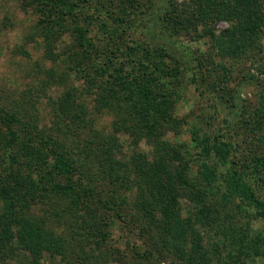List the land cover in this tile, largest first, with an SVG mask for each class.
<instances>
[{"label":"trees","instance_id":"trees-1","mask_svg":"<svg viewBox=\"0 0 264 264\" xmlns=\"http://www.w3.org/2000/svg\"><path fill=\"white\" fill-rule=\"evenodd\" d=\"M21 5L37 16L30 37L45 44L48 83L71 86L49 105L62 137L33 132L19 108L0 105V264H41L45 254L65 264H264V236L241 223L264 220V95L245 105L240 89L211 85L225 125L216 131L175 111L189 86L204 98L207 66L218 68L217 83L230 82L224 61L259 64L264 76V0ZM182 38L205 39L208 49ZM256 79L248 69L240 82ZM92 114L111 117L98 142ZM71 121L97 135L82 139ZM120 133L145 140L152 159L139 150L118 156ZM49 202L52 228L33 209Z\"/></svg>","mask_w":264,"mask_h":264},{"label":"rangeland","instance_id":"rangeland-1","mask_svg":"<svg viewBox=\"0 0 264 264\" xmlns=\"http://www.w3.org/2000/svg\"><path fill=\"white\" fill-rule=\"evenodd\" d=\"M36 17L32 9H24L22 7L21 0H0V105L7 110L19 108V115L29 122L33 132L40 129L44 133L53 134L55 132L58 137H62V131L53 130L54 124L52 125L50 117L54 116V108H50L49 105L51 102L57 104L59 95L68 85L71 86V83L55 85L48 83L43 71H41L52 66V63L44 59L45 44L38 38L35 39L33 34L32 38L30 37L32 33L31 27L34 26ZM223 27L224 24H220L218 28ZM182 41L185 45L202 53H205L208 49V43L205 39L196 42L182 38ZM56 53H59L57 49L53 51L52 57H56ZM224 64L227 71L225 75L229 77L230 82L225 84L214 81L213 74L218 68L207 66L204 68L203 73L205 75L212 74V77H207L205 85L201 87L204 90L202 92L204 98L200 97V94L195 91V86H189L177 105V110H175L178 116H187V120H192L193 117L199 115L204 119L203 128L210 131L224 128L225 125L222 122L223 113L219 112L221 110L220 107L218 112L217 110L214 112L212 102L208 99L207 91H209L208 88L211 85H214L217 89L216 91L221 94L228 93V95L234 94L240 89V97L245 105L256 106L260 103L264 95V81H261L264 76L258 71L260 65L251 66L248 61H240L238 63L224 61ZM248 69H251V72L257 77L256 83L242 85L240 81L246 75ZM73 82L75 83L74 85H81L80 82L75 80ZM201 89H199V92ZM91 118L94 121L92 129H97L96 131L100 134L99 137H95L97 133H91L89 130L82 129L81 132V128L74 127L77 124L76 122L71 121V126L80 134L82 139H93L95 137L94 140L98 142L101 136H106L111 131V117H104V115L99 117L96 114H92ZM187 136L188 133L185 127L180 139H185ZM114 139L117 141V148L120 152L118 156L120 157H127L134 150L145 153L149 159L153 157L151 147L145 140L135 143L125 133L116 134ZM259 151L264 156V146ZM258 193L260 194V192ZM182 205L184 216H188L190 208L185 202H182ZM51 207L53 206L49 202L40 206L36 204L33 208L39 214V217H43V222L47 228H52L57 223L52 220L53 209ZM245 216L242 218L241 223H244V225L249 223L253 234L264 236V220L252 217L251 222H249L248 217ZM60 226L62 225L60 224ZM57 227L61 231V227ZM118 245L123 249L125 243H118ZM97 258L98 264H104V261L116 260V258L111 257L110 259L105 257ZM8 264H15V262L10 261ZM41 264L65 263L59 258L54 260L45 254L42 257ZM109 264L114 263L109 262Z\"/></svg>","mask_w":264,"mask_h":264}]
</instances>
